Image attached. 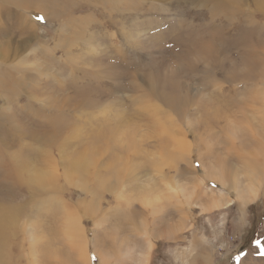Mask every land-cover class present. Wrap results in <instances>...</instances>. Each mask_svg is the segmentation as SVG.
I'll list each match as a JSON object with an SVG mask.
<instances>
[{
    "label": "rangeland",
    "instance_id": "obj_1",
    "mask_svg": "<svg viewBox=\"0 0 264 264\" xmlns=\"http://www.w3.org/2000/svg\"><path fill=\"white\" fill-rule=\"evenodd\" d=\"M43 1L0 8V213L20 210L16 264H264V223L262 252L244 246L248 206L264 209L262 173L244 193L264 171V0ZM220 198L235 203L206 212ZM70 217L84 238L63 232Z\"/></svg>",
    "mask_w": 264,
    "mask_h": 264
},
{
    "label": "bare ground",
    "instance_id": "obj_2",
    "mask_svg": "<svg viewBox=\"0 0 264 264\" xmlns=\"http://www.w3.org/2000/svg\"><path fill=\"white\" fill-rule=\"evenodd\" d=\"M10 1H18V0H0V8L1 9H6V8H8L9 7V2ZM34 1V0H33ZM61 1V0H60ZM65 1V0H64ZM71 1V0H70ZM105 1H108V0H105ZM40 2H41V4L43 3L44 4V1L43 0H40ZM65 2H67V1H65ZM75 2V1H74ZM109 2V1H108ZM36 3V2H35ZM11 4V3H10ZM33 4V3H32ZM37 4V3H36ZM35 4V5H36ZM38 4H40V3H38ZM40 4V5H41ZM71 4H72V1H71ZM15 5V4H14ZM21 5H23V4H21ZM40 5H38V6H40ZM62 5H64V3L62 4ZM109 5V4H108ZM23 6H25V5H23ZM65 6H67V5H65ZM75 6H76V4H75ZM11 7V6H10ZM9 7V8H10ZM17 7H19V6H17ZM16 7V8H17ZM22 7V6H21ZM26 7V6H25ZM64 7V6H63ZM81 7V6H80ZM8 8V9H9ZM32 8V7H31ZM49 8V7H48ZM65 8H67V7H65ZM24 9V8H23ZM26 9V8H25ZM34 8H32V10H33ZM46 9V8H45ZM63 9V8H62ZM43 10V9H42ZM49 10V9H48ZM45 11V10H44ZM50 12V11H49ZM65 12V11H64ZM47 13H48V11H47ZM25 15H27V14H25ZM2 17V14H0V18ZM30 21V20H29ZM30 25V24H29ZM28 25V26H29ZM38 25H39V23H38ZM83 26V25H82ZM81 26V27H82ZM31 27H32V25H31ZM24 28V27H23ZM33 28H35V26L33 27ZM31 29V28H30ZM38 30V29H37ZM18 31V30H17ZM20 31V30H19ZM22 32H24V31H22ZM33 32L35 33V31L33 30ZM39 32V31H38ZM13 33H15V32H13ZM33 33V34H34ZM38 34V33H37ZM36 34V35H37ZM32 35V34H31ZM38 36V35H37ZM36 37V36H35ZM49 47V46H48ZM46 49H47V47H46ZM45 48H44V50H46ZM51 49H53V47H51ZM47 51V50H46ZM50 50H48V52H49ZM71 61L75 64L76 63V61H75V59H72L71 58ZM70 61V62H71ZM52 62H53V60H52ZM55 63V62H54ZM54 65V64H53ZM71 65H72V63H71ZM56 66V65H55ZM75 66V65H74ZM73 68V67H72ZM74 69V68H73ZM72 70V69H71ZM39 74H47V73H45V72H43V71H38V70H36ZM74 71V70H73ZM36 72V73H37ZM48 73H49V71H47ZM35 73V74H36ZM55 73V72H54ZM54 73H52V74H54ZM38 74V75H39ZM56 74V73H55ZM74 74V73H73ZM20 77H23V76H20ZM25 77H26V75H25ZM24 77V78H25ZM38 77V76H37ZM57 77V76H56ZM59 77V76H58ZM34 78V77H33ZM45 78V77H44ZM13 79V78H12ZM22 79V78H21ZM26 79V78H25ZM24 79V80H25ZM35 79V78H34ZM40 79V78H39ZM46 79V78H45ZM44 79V80H45ZM55 80H56V78H55ZM26 81V80H25ZM20 82V81H19ZM29 82H31V81H29ZM37 82V81H36ZM62 82V81H61ZM22 83H23V81H22ZM27 83V82H26ZM32 83V82H31ZM43 83H44V81H43ZM24 84H25V82H24ZM59 84V83H58ZM30 85V84H29ZM45 85V84H44ZM31 86V85H30ZM13 87V86H12ZM51 87H52V85H51ZM55 87V86H54ZM16 88V87H15ZM20 88V87H19ZM35 88H38V87H35ZM14 89V88H13ZM20 90V89H19ZM53 90V89H52ZM51 90V91H52ZM55 90V89H54ZM59 90V89H58ZM62 90H63V88H62ZM12 91V90H11ZM32 91V90H31ZM50 91V90H49ZM56 91V90H55ZM61 91V90H60ZM71 91V90H70ZM36 92V91H35ZM43 92V91H42ZM57 92V91H56ZM65 92V91H64ZM69 92V91H68ZM12 93V92H11ZM26 93V92H25ZM24 93V94H25ZM47 93H49V92H47ZM55 93V92H54ZM75 93H77V92H75ZM34 94V93H33ZM41 94V93H40ZM43 94V93H42ZM46 94V93H45ZM44 94V95H45ZM64 94V93H63ZM72 94H73V92H72ZM259 94H261L262 96V99H263V103L261 104L262 105V108H263V106H264V89L262 88L261 90H260V92H259ZM60 95V94H59ZM62 95V94H61ZM65 95V94H64ZM30 96V95H29ZM49 96H50V94H49ZM58 96V95H57ZM80 96V95H79ZM78 96V97H79ZM39 97H40V95H39ZM42 97V96H41ZM31 97H28V99H30ZM37 98V97H36ZM36 98L34 99V100H36ZM49 98V97H48ZM61 98V97H60ZM40 100H41V98H39ZM50 99H52V97L50 98ZM72 99V98H71ZM39 100V101H40ZM43 100H45L44 98H43ZM49 100V99H48ZM47 100V103L49 102ZM59 100V99H58ZM66 100V99H65ZM30 101H32V99L30 100ZM46 101V100H45ZM74 101V100H73ZM37 102H38V99H37ZM42 102V101H41ZM52 102H53V99H52ZM57 102V101H56ZM56 102H54V103H56ZM53 103V104H54ZM58 103V102H57ZM69 103V102H68ZM71 103H73V102H71ZM44 104V103H43ZM50 105H52V103H49ZM70 104V103H69ZM87 104V103H86ZM28 105H30V104H28ZM42 105V104H41ZM46 105V104H45ZM57 105V104H56ZM90 105V104H89ZM48 106V105H47ZM83 106V105H82ZM31 107V106H30ZM49 107H51V106H49ZM65 107V106H64ZM32 108V107H31ZM34 109V108H33ZM53 110H54V108H53ZM80 110V109H79ZM263 110H264V108H263ZM48 111V110H47ZM56 111V110H55ZM67 111V110H66ZM65 111V112H66ZM34 113H35V111H34ZM64 113V112H63ZM92 119V118H91ZM26 123V122H25ZM55 123V122H54ZM35 124V123H34ZM56 125H57V123H55ZM110 124V123H109ZM112 125V124H111ZM110 126V125H109ZM27 127V126H26ZM30 127V126H29ZM39 130L40 129H42V130H45L46 128L45 127H43V125L42 126H36ZM117 127V126H116ZM109 128H111V127H109ZM114 128V127H113ZM53 129V128H52ZM57 129V128H56ZM55 129V130H56ZM59 129V128H58ZM78 129V128H77ZM106 129V128H105ZM115 129V128H114ZM68 130H70V128L68 129ZM75 130V129H74ZM107 130H108V128H107ZM111 130H112V128H111ZM117 130V129H116ZM52 131V130H51ZM51 131H49V132H47L48 134H49V136L51 135ZM72 131V130H71ZM105 131V130H104ZM110 131V130H109ZM113 131H115V130H113ZM112 131V132H113ZM42 132V131H41ZM59 132V131H58ZM99 132V131H98ZM17 133V132H16ZM35 132H33V134H34ZM37 133V132H36ZM102 133H103V131H102ZM44 134H46V132L44 133ZM43 134V135H44ZM71 134V133H70ZM74 134V133H73ZM100 134V133H99ZM42 135V134H41ZM41 135L39 136V137H41ZM52 135H53V133H52ZM30 136V135H29ZM33 136V135H32ZM35 136V135H34ZM38 136V135H37ZM54 136V135H53ZM71 136V135H70ZM92 136V135H91ZM113 136V135H112ZM44 137H46V136H44ZM48 137V136H47ZM104 137V136H103ZM106 137V136H105ZM42 138H43V136H42ZM101 138V137H100ZM110 138V137H109ZM45 139H47V138H45ZM111 139H112V137L110 138V142H111ZM43 140V139H42ZM56 140V139H55ZM98 141H101L100 139L98 140ZM46 143V142H45ZM52 143V142H51ZM108 143V142H107ZM56 144V143H55ZM35 145V144H34ZM48 145V144H47ZM50 145V144H49ZM58 144H56V146H57ZM67 145V144H66ZM37 146V145H36ZM68 146V145H67ZM96 146V145H95ZM98 146V145H97ZM40 148H41V146H39ZM100 147H101V149H103L102 147V145H100ZM109 147V146H108ZM49 148H51V147H48V149ZM87 148V147H86ZM42 149H43V147H42ZM41 149V150H42ZM46 149V148H45ZM69 149H70V147H69ZM95 149H97V148H95ZM100 149V150H101ZM52 150V149H51ZM61 150V149H60ZM72 150V149H71ZM70 150V151H71ZM83 150V149H82ZM86 150V149H85ZM89 151H90V149H88ZM16 151V150H15ZM53 151V150H52ZM76 151V150H75ZM74 151V152H75ZM78 151V150H77ZM76 151V152H77ZM84 151V150H83ZM89 151H87V153L89 152ZM46 152H48V151H46ZM73 152V151H72ZM73 152V153H74ZM95 152V151H94ZM20 153V152H19ZM19 153H15L14 155H13V157H11V158H13L14 159V161H15V159L17 158V156L19 155ZM29 153H31V151H29V150H24L23 151V153H20V154H29ZM42 153V152H41ZM44 153V152H43ZM55 153V152H54ZM82 153V152H81ZM95 154V153H94ZM35 155H37V154H35ZM87 155V154H86ZM24 156V155H23ZM29 156V155H28ZM38 156V155H37ZM81 156H82V154H81ZM34 157H36V156H34ZM40 157H41V155H40ZM87 157V156H86ZM22 158V157H21ZM24 159H26L27 158V156H26V158L25 157H23ZM22 158V159H23ZM42 158V157H41ZM77 159H78V157H76ZM79 158H80V156H79ZM90 158V157H89ZM19 159V158H18ZM22 159H21V161H22ZM31 159H32V157H31ZM51 159H53V158H51ZM50 159V160H51ZM91 159H92V157H91ZM96 159V158H95ZM254 159V158H253ZM252 159V160H253ZM33 160V159H32ZM13 160H12V162H14ZM19 161H20V159H19ZM20 161V162H21ZM26 161V160H25ZM38 161V160H37ZM77 161V160H76ZM84 161V160H83ZM93 161V160H92ZM97 161V160H96ZM256 161V160H255ZM73 162V161H72ZM79 162V161H78ZM3 163V162H2ZM8 163H9V165H11V161L10 160H8ZM15 163V162H14ZM22 163H25L24 161L23 162H21V165H22ZM38 163V162H37ZM48 163V162H47ZM53 163V162H52ZM83 163V162H82ZM252 163V162H251ZM250 163V164H251ZM27 164V163H26ZM29 164V163H28ZM73 164V163H72ZM20 165V168H23L22 166H24V165H22L21 166ZM36 164L34 163L33 164V167L35 166ZM77 165H78V163H77ZM76 165V166H77ZM256 166H254V171H251V177H249L250 179V182H251V185L252 186H254L253 184H254V182H255V178L258 176V173H262V177L264 176V171L263 170H261V168L258 166V163L257 164H255ZM37 166V165H36ZM43 166V165H42ZM49 166V165H48ZM47 166V167H48ZM73 166V165H72ZM82 167H83V165H81ZM251 166V165H250ZM5 167V166H4ZM18 167V166H17ZM27 168H29L28 167V165L26 166ZM32 167V168H33ZM75 167V166H74ZM25 168V167H24ZM62 168H63V166H62ZM81 168V167H80ZM26 169V168H25ZM31 169V168H30ZM34 169V168H33ZM36 169V168H35ZM34 169V170H35ZM45 169V168H44ZM47 169V168H46ZM53 169V168H52ZM75 169H77L76 167H75ZM82 169V168H81ZM80 169V170H81ZM4 170V169H3ZM13 170H15V169H13ZM13 170H11V167H10V172H12V174L13 173H15V175H17L20 171L18 170V172H16V170L15 171H13ZM65 170V169H64ZM251 170H252V168H251ZM6 171V170H5ZM41 171H44V170H42V167H41ZM63 171V170H62ZM76 171H79L78 169L76 170ZM8 172V171H7ZM31 172V171H30ZM37 172H39V170L37 171ZM65 171H63V173H64ZM3 173H4V171H3ZM24 173V172H23ZM28 173H29V171H28ZM27 173V174H28ZM43 173V172H42ZM46 173V172H45ZM7 174V173H6ZM25 174H26V170H25ZM41 174V173H40ZM62 174V173H61ZM81 176H79L80 178L83 176L81 173H79ZM11 175V174H10ZM15 175H13V176H15ZM31 175V174H30ZM34 175H36V174H32L31 176H34ZM45 175V174H44ZM40 175L39 176V178L40 179H45V177L47 176L50 180L45 184V185H47L52 179H54L55 178V176L54 175H52L51 176V174H47V175ZM2 176V175H1ZM12 176V177H13ZM30 176V177H31ZM38 176V175H37ZM67 176V175H66ZM65 176V177H66ZM9 177V176H8ZM29 177V179H31V182H32V178H30ZM77 177V176H76ZM84 177V176H83ZM88 177V176H87ZM259 177V176H258ZM260 178V180H259V184H260V182L262 181V180H264L263 178ZM10 178H11V176H10ZM28 178V177H27ZM36 178V177H35ZM34 178V179H35ZM67 178V177H66ZM85 178V177H84ZM225 178V177H224ZM73 179V178H72ZM234 179V178H233ZM7 180V179H6ZM15 180V179H14ZM18 180V179H17ZM38 179H36V180H33V181H36L37 183H38V181H37ZM81 180V179H80ZM79 180V181H80ZM86 180V179H85ZM11 181V180H10ZM69 181H70V184L71 183H73V181L69 178ZM87 181V180H86ZM226 179H223V186L225 185L226 186ZM236 181V180H235ZM6 182V181H5ZM77 182V181H76ZM88 182V181H87ZM35 183V182H34ZM79 183V182H78ZM84 183V182H83ZM233 183V182H232ZM237 183V182H236ZM8 183H6L5 185H7ZM39 184V183H38ZM81 184H82V181H81ZM229 184V183H228ZM250 185V186H251ZM12 186V185H11ZM36 186V185H35ZM230 186H232V185H230ZM259 186L260 185H255L254 187H252V189H250V191H249V189H245V190H248V191H246V192H244L245 194H247V195H245V194H243V195H245L247 198L249 197V199H255V197H256V194H257V190H258V188H259ZM7 188L9 187V186H6ZM39 187V186H38ZM49 187V186H48ZM79 187V186H78ZM174 187H175V185H174ZM174 187H173V189H174ZM177 187V186H176ZM176 187H175V189H176ZM4 188V187H3ZM248 188V187H247ZM250 188V187H249ZM9 189V188H8ZM34 189H36L37 190V186L34 188ZM3 190V189H2ZM84 190H86V188L84 189ZM244 190V191H245ZM173 191H175V190H173ZM10 192V191H9ZM8 192V193H9ZM227 192V191H226ZM249 192H250V194H249ZM223 192H221V194H222ZM109 194V193H108ZM241 193L239 192V194H238V198H239V201L242 203V204H244L245 203V201H247V200H245L243 197L244 196H242V195H240ZM3 195H4V193H3ZM5 196V195H4ZM35 196V195H34ZM33 196V197H34ZM9 198V197H8ZM37 199H38V197H36ZM36 198L34 197V199L36 200ZM40 198V197H39ZM10 199V198H9ZM39 200V199H38ZM38 200H37V202H38ZM42 200V199H41ZM124 200V199H123ZM223 200V199H222ZM249 201V200H248ZM33 202V201H32ZM40 204L42 203V201L41 202H39ZM44 203V202H43ZM233 203H235L233 200H229V201H221V198L220 199H213L211 202H210V205L207 207V210H206V212H208V211H214V210H216V209H220L219 208V205L221 204V206H222V208L221 209H224V208H226L227 206H231ZM241 204V205H242ZM18 206V205H17ZM20 206V205H19ZM18 206V207H19ZM226 206V207H225ZM26 207V206H25ZM42 207V206H41ZM12 208H14V207H12ZM11 207H9V208H4L3 209V211H2V213H0V264H16V261H18V258H16L14 255H13V253H12V243L14 244V239H13V237L14 236H16V227L14 228V233H12V232H9L8 231V227L10 226V225H8V220H14V218H16L17 217V213H19L20 212V210H18L19 212H17V210L15 211L14 209H12ZM22 208V207H21ZM23 209V208H22ZM204 209V208H203ZM2 210V209H1ZM24 210H26V208L24 209ZM26 212V211H25ZM185 212V211H184ZM24 213V212H23ZM182 213V212H181ZM184 215V214H183ZM189 216V215H188ZM68 225H66V227H65V230L63 231V232H66V231H68L69 233H70V235L72 236V237H82L83 236V238H84V234L82 235V228H81V226H80V223H79V221H78V219H74L73 217H70V219L68 220ZM13 226V224L11 223V227ZM106 228V227H105ZM84 229V228H83ZM172 232H173V230H172ZM169 235V234H168ZM142 236H144V238L146 239V241L147 242H145V243H148L147 245H148V250H150L151 249V247H152V239H151V237H150V235L146 232V233H143L142 234ZM144 239V240H145ZM18 243H20V242H18ZM18 243H16V244H14V246H15V248L16 249H18L19 250V254H21V249H22V247L19 245L18 246ZM21 244V243H20ZM121 245V244H120ZM139 246H141V245H139ZM101 247V246H100ZM146 249H147V247H146ZM145 249V250H146ZM76 252V251H75ZM137 252V251H136ZM144 255H145V257H144V262L145 263H147V262H149V254H148V251L146 252H144L143 253ZM137 255V254H136ZM81 256V255H80ZM85 257V256H84ZM205 257V256H204ZM139 259V258H138ZM208 262V261H207ZM137 263V262H136ZM128 264V263H127ZM138 264V263H137ZM149 264V263H148ZM210 264V263H209Z\"/></svg>",
    "mask_w": 264,
    "mask_h": 264
},
{
    "label": "trees",
    "instance_id": "obj_3",
    "mask_svg": "<svg viewBox=\"0 0 264 264\" xmlns=\"http://www.w3.org/2000/svg\"><path fill=\"white\" fill-rule=\"evenodd\" d=\"M248 219L250 222V227L247 226L245 230L248 228H251V231L249 232V235H251L250 239L247 241V239L244 240V246L254 253H261V245L263 242L259 239L258 230L260 229L261 225L264 223V209H262L261 205H251L248 206ZM247 232L245 231L244 235ZM246 241V243H245ZM226 260H222L221 262H217L216 264H226Z\"/></svg>",
    "mask_w": 264,
    "mask_h": 264
},
{
    "label": "crops",
    "instance_id": "obj_4",
    "mask_svg": "<svg viewBox=\"0 0 264 264\" xmlns=\"http://www.w3.org/2000/svg\"><path fill=\"white\" fill-rule=\"evenodd\" d=\"M196 237H199V235L198 236H196ZM195 237V238H196ZM161 238V237H160ZM159 238V239H160ZM167 239V238H166ZM202 239H204V237L202 238ZM198 244H200V242L198 241V243H196V245L195 246H197ZM151 250H152V247H151ZM151 250H148V254L150 255V252H151ZM184 252H180V254L178 255V256H180L181 257V259L183 260L184 258H183V256H182V254H183ZM199 256H206V254H202L201 252L199 253ZM202 257H200V259L202 258ZM182 260H180V261H182ZM197 264H199V263H197Z\"/></svg>",
    "mask_w": 264,
    "mask_h": 264
},
{
    "label": "snow or ice",
    "instance_id": "obj_5",
    "mask_svg": "<svg viewBox=\"0 0 264 264\" xmlns=\"http://www.w3.org/2000/svg\"><path fill=\"white\" fill-rule=\"evenodd\" d=\"M38 19H43V17L41 16V17H37Z\"/></svg>",
    "mask_w": 264,
    "mask_h": 264
}]
</instances>
